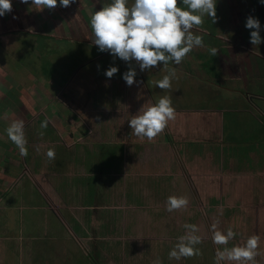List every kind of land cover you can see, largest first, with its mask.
Segmentation results:
<instances>
[{"label":"rangeland","instance_id":"1","mask_svg":"<svg viewBox=\"0 0 264 264\" xmlns=\"http://www.w3.org/2000/svg\"><path fill=\"white\" fill-rule=\"evenodd\" d=\"M11 2L12 11L0 16V238H4L0 244V264H55L51 258L49 261L48 256H43V244L38 239H46L49 253L54 257L56 251L53 247L57 244L52 239L58 236L68 238V224L77 232L89 234L92 240L83 244L86 249L83 251L66 239L67 245L75 249L68 257V264H154L159 259L157 255L162 258L159 259L162 264H201L199 261L215 264L217 251L203 238L212 235L211 225L217 224L222 232L225 226L226 230L231 228L240 234V227H234V223L243 221V226H249L255 216L251 210H244L246 213L224 212V208L223 212L219 208L209 211L205 205L230 204L246 208L251 205L254 210L261 209L255 210V215L264 219V43L253 46L250 43L252 30L245 27L249 16L258 19L264 41V3L261 0H217L216 22L205 16L203 25L192 29L193 34L203 37L204 47L194 48L179 65L170 63L165 68L160 64L143 72L134 60L125 62L108 52H100L92 42L90 18L111 0H75L67 8L59 6L58 0L55 9L43 10L36 9L31 0L28 4L20 0ZM133 3L134 0H128L129 6ZM178 6L184 7L182 2ZM243 44L253 52L249 56L253 66L246 63L247 81L237 89L233 84L228 88L222 85L219 77L226 74L221 69L215 68L218 72L215 70L214 73L213 64L202 66L193 58L199 54L203 60L204 55L210 53L205 52L210 47L235 49ZM194 50L196 54L193 55ZM217 54L227 56V52ZM110 67L118 68L111 79L105 75ZM130 67L137 72L135 80L139 82L131 87L123 79ZM168 68H174L176 76L172 79L171 89L161 90L156 82L168 74ZM201 71L211 73L212 79L207 82L197 76L194 79L203 83H183L179 74L183 72L186 78L191 76L189 72ZM207 87L214 89L220 98L215 97L213 91L207 92ZM165 94L171 97L174 108L179 105L198 110L207 106L224 110L219 113L218 127L211 128V138L209 133L207 137L189 134L190 139L201 138L206 142V148L201 150L209 151L210 155H203V152L201 160L215 156V169L211 170L218 171L217 183L223 185L226 194L196 196L193 207L188 208L190 211L186 208L185 213L180 212L182 226L169 225L168 230L182 231L170 233L173 238L185 234V224L197 225L202 230V243L195 246L201 254L183 258L184 261L169 259V252L178 239L141 245L139 241L130 242L129 237L134 234L138 238H161L160 228L155 226H160L159 220L164 215L160 211L145 209V217L140 209H131L130 205L137 199L131 191L135 181L130 175L131 170L124 169L123 157L119 154L126 137L130 141L136 138L130 126L131 132L121 128L119 145L115 149L102 147L99 142L118 135L114 132L120 125L119 110L133 113L135 109L156 104ZM194 95L201 96V99L180 101L181 97ZM202 98H206L207 103ZM202 115L201 118L197 115L187 117L182 123L202 126L207 115L214 114ZM16 120L24 122L27 157L20 155L6 133L7 127ZM45 120L48 125L42 128ZM167 135L165 128L153 140L167 138ZM50 149L55 151V159L47 157ZM229 158L236 162H228ZM206 166L200 163L202 173L207 172ZM243 173L248 176L247 185L239 180L238 174ZM65 174L72 176L65 177ZM112 189L117 195L112 194ZM179 197L188 200L189 196ZM160 201L154 196L142 204L150 209ZM197 204L202 211L191 210ZM63 205L71 206L74 216H87L90 220L87 227L82 228L81 223L67 218L69 212H59L57 216L47 210L48 206L56 209ZM101 208L110 215L105 217L104 228L99 229L98 234L91 219L97 221L96 217L103 215V211L94 213ZM117 217L119 223L115 229L111 219ZM150 218L151 221H147ZM142 221L147 222L143 224ZM98 235L105 238L103 243L100 240L97 244L91 237ZM99 245L104 248V253L97 254ZM35 252L42 255L32 257Z\"/></svg>","mask_w":264,"mask_h":264},{"label":"crops","instance_id":"2","mask_svg":"<svg viewBox=\"0 0 264 264\" xmlns=\"http://www.w3.org/2000/svg\"><path fill=\"white\" fill-rule=\"evenodd\" d=\"M213 48H217L218 50H220L218 51L220 53L227 52V56L218 55V54L216 56H213L211 55V53L209 54L207 53V55L203 54L204 55L203 60H201V55L199 54L193 56V58L198 62L199 65H202V66H205L207 64H210V65L213 64L214 66L213 65L211 66L213 67L214 73L216 69H221L222 73L226 74L224 75V77L222 76L219 77L222 82V85L228 88L230 85L233 84L235 85V89L239 88L241 85L245 83V81H247L246 78L248 77V74H249L248 71L244 69L246 63L249 62L251 64V67L253 66L250 61L251 58L249 57L253 52L251 53V51L245 44L239 45L235 49L229 48V47L228 48L227 47H220V48L213 47ZM209 49L205 52H209ZM194 54H196L195 50H194L193 55ZM257 55H261V54L257 53ZM216 72L218 71L216 70ZM242 72H244V75H242ZM179 74L182 77L183 83L187 82V83H194V84L203 83V82H198L197 80L194 79V77L198 76V78L203 79L207 82L213 77L211 73L205 74L203 71L199 73L195 72V74H192L189 72L191 76H188L186 78H185L186 75L183 72H180ZM205 90L207 92L213 91L215 93V97H219V94L215 92L214 89L207 87ZM197 97H198V100L201 99V96L194 95L192 97L190 96H187L184 98L181 97L180 101L184 103V100H190L192 98H197ZM203 101L207 103L206 98L203 99ZM140 110L141 109L139 110L135 109L133 113H128V114L125 113L126 112L125 110L124 111L119 110L117 116L120 117L119 118L120 125H119V129H117L114 132V133H118V135H114L115 137L114 139L100 140L99 141L100 145L102 147L108 146L110 148L115 149V146L119 145L118 139L120 138L119 133H121V128L123 129L124 127L125 132H131L132 130L130 131L128 129V126H130L129 119L130 117L137 115ZM175 110H176L175 119L170 120L166 127L167 133H168L167 138L149 141L147 139L137 140L138 138L136 137V138H132L134 139L133 141L132 140L130 141L128 140L129 138L126 137L125 138L126 140H124L125 142L122 143L123 145L120 146L122 147V151L119 152V154H121V156L123 157L122 162H123V165H125L124 169L126 168V171L131 170L130 175L135 181L132 185L131 191H133L132 195H135L137 199H135L133 204L130 205L131 209L133 210L140 209V211L143 212V216L145 217L147 213L145 209L147 211L150 210L151 212L160 211L161 213H164V215L162 214V220H159L160 226H155V228H160L159 230H160V237L162 236L161 238L152 237V236H149V237L140 236V238H138L135 234L132 237H129V239H131L130 242L138 243L139 241L140 245L146 244V243L149 244V242H153V241H156L158 243L165 242V241H168L169 238H173L170 236V233L171 234L181 233L182 232L181 230L180 231L179 230L174 231L170 229L168 230L169 225H177L178 228L180 227L179 225L182 226L183 222H181L182 215L180 214V212L185 213L186 208L188 209L190 207H193L192 206L193 201L195 200L196 196L197 197L201 195L223 196L224 194H226V192L223 191L224 190L223 185L220 186L217 183V179L220 178L217 173L218 171L211 170V169H215V165H216L215 156H211V158L208 160H206V158L201 160L203 152H204L203 155H207V154L210 155L209 151L201 150V149L206 148V142L201 140V138L198 140L189 138V134L191 133L192 135L199 134V135H203L204 137H207L208 133H209V136L210 134L213 135V131L211 128L213 126L218 127L219 113L224 110L220 111L214 108H208L207 106L201 107L198 110H192V109H186L183 107L181 108V106L179 105L177 106V108H175ZM202 114H214V115H207L208 119L206 123L202 126L200 125L196 126V124L194 125V123L191 125L188 123L187 124L182 123V122H185L187 117H192L193 115H197L199 116V118H201V116H203ZM125 116L127 117L130 116V117L125 118ZM181 116H184V118ZM188 129H191V131H187ZM185 134H188V135L185 136ZM190 140L196 141V142L194 143ZM109 141H112V142H109ZM228 162L235 163L236 161L232 158H229ZM200 163H204V165H207L205 167L207 168V172L205 173L201 172ZM228 169H231V167ZM228 169L225 172L228 173L229 172ZM221 170L224 171L225 169H221ZM244 175H246V173L238 174V176L240 177L239 180H241V184L247 185L248 183L246 184L245 180L247 179L248 176H244ZM64 176L69 177L72 175L65 174ZM116 176H119V174L115 175L113 178H116ZM153 181H155V184L153 183ZM136 183H139V186H136ZM34 184L35 183L33 182V185ZM238 188H241V187L238 186ZM184 190H186V192ZM112 192H113L112 194H114L115 191L112 189ZM40 194L42 195L41 192ZM115 195L117 194L115 193L114 196ZM180 195L189 196L187 207L177 210V211L168 212L167 211L168 198L170 196L179 197ZM154 196L156 198L161 199V201L158 204H156V206H152L150 207V209H148V207L146 208L145 206H143L142 201L147 202L150 200V198ZM205 206L206 208H208L209 211L219 208V211L223 212L222 209L224 208V212L230 211V210L232 211L235 210L236 212L238 211L239 213H246L245 211L247 210H251L252 211L251 213L254 212L255 217L251 225L243 226V223H242L243 221L234 223L233 226L236 228L240 227L241 232L240 234H237L229 242L227 247L231 248L234 246H243L250 236L259 235L261 238V242L258 248V251L260 254L256 257V261H257V264H264V221H263L264 219L262 220L260 215H255V210L256 211L261 210L259 207L254 210L255 207L251 205H248L247 208L245 206L236 207L235 205H230V204L205 205ZM47 210L49 214L54 213L57 216H59V212H62V213L69 212L70 214L67 215V218L69 219L72 218L77 223L78 222L81 223L80 226L82 228L87 227V223L90 221L89 218L84 215L74 216L72 214L73 209L71 206L69 207V206L63 205V206H58L56 209H55V206L51 208L48 206ZM79 210L84 211V209H79ZM191 210H194L197 212L202 211L200 205L198 204L196 205V207H194V209H191ZM99 211H103V215L105 216L101 215L100 217H96L98 222L91 219L93 221V225L98 228V234H99V229L102 230L104 228L103 225H105V222H104L105 217L110 215L107 213V211L104 208L96 209L94 213H98ZM187 211H190V209H188ZM166 213H168V215L166 218L163 219V217L166 216ZM77 219L79 221H77ZM111 221H112V226L114 227L116 225L115 229H118L117 224L119 223V218L118 217L117 219L113 218L111 219ZM147 221L150 222L151 218L148 219ZM147 221H142V223L146 224ZM154 223H157V222H154ZM240 225H242L243 227ZM65 226H66V223H65ZM66 228L69 232V236L68 238L67 236L63 238H66L70 242L75 243L77 246H79L80 250L82 249L83 251H85L86 249L83 247V244L87 242L88 240H89L88 243L92 241L90 239L89 234L88 236H86L82 234L81 232H77L75 228H72V226H70V224H68ZM170 228L172 227L170 226ZM224 229H225L224 232L226 233L227 230L225 226H224ZM133 230L134 232H136L135 227H133ZM148 230H151V228H149ZM201 231H202L201 228H199L198 235L200 237L202 236ZM22 237L23 236H21L20 239H22ZM91 237L95 239L97 244L100 243L99 242L100 240H101V243H103L105 240V238H102L101 236L99 237V235L97 237H93V236ZM55 238L52 239L53 243L55 245L57 244V246H54L55 248L53 247V249H55L56 251V256L54 257H52L49 253V246L46 245L45 243L46 239L45 238L38 239V241H40L43 244L42 245L43 251H44L43 256H48L49 261L51 258L52 261L55 262V264H68L69 262L68 257L70 256L71 252L75 251V249H73L70 245H67L66 239H62V237H59V236L58 238L57 237ZM114 238L117 239L118 238L117 235H115ZM203 238H205L204 240L210 241L212 243V248L213 249L215 248L216 251L218 249L223 250L225 247L223 245H216L215 243H213L212 235L210 234L205 235V237ZM173 239H178V238H173ZM3 240L4 238H0V244L2 243ZM201 240H202V237H201ZM142 248L144 249V246ZM139 249H141V247ZM99 253H104V248H102V246L100 245H99V248H97V254ZM144 253L146 254L147 252L145 251ZM34 255H42V254H38L36 252L31 254L32 257ZM157 258L162 259L158 255H157ZM171 261H175V259H172ZM179 261H184V259L181 258ZM199 262H201L202 264V261H199ZM221 264H236V262L226 260V261H222Z\"/></svg>","mask_w":264,"mask_h":264},{"label":"clouds","instance_id":"3","mask_svg":"<svg viewBox=\"0 0 264 264\" xmlns=\"http://www.w3.org/2000/svg\"><path fill=\"white\" fill-rule=\"evenodd\" d=\"M28 4L29 0H20ZM182 2L184 7L178 6ZM217 0H134L129 6L128 0H111L107 6L95 11L90 18V28L94 35L93 44L100 52H108L125 62L135 61L141 72L159 66L167 68L170 63L176 65L187 57L194 49L204 47L203 37L193 34L194 27L204 23V17L211 18L215 23ZM38 10L55 9L58 0H31ZM75 0H59V6L70 7ZM264 3V0H261ZM12 11L11 0H0V16ZM245 27L250 32V43L260 45L264 43L260 36V22L249 16ZM211 55L216 56L217 48L209 49ZM118 72L117 67H110L105 75L111 79ZM137 72L133 68L124 73L123 79L127 86L139 82L135 80ZM176 76L174 68H168V74L156 82L161 90L171 89V82ZM176 110L172 106L170 96H162L159 101L133 116L129 125L136 137L141 140L147 138L152 141L167 127L170 120H174ZM47 120L41 127L46 128ZM10 141L19 149L20 155L27 157V138L22 120L13 121L6 129ZM49 160L55 159V151L47 152ZM188 200L185 197L170 196L167 200V211L173 212L186 208ZM186 232L178 238L175 247L169 252V259L179 261L181 258L198 256L200 249L195 247L202 243L197 225L185 224ZM212 240L216 245L225 246L218 249L215 264L222 261H234L236 264H257L256 257L261 238L259 235L250 236L243 246L228 248L229 242L237 235L231 228L227 232L218 230L217 224L211 225ZM154 264H162L157 259Z\"/></svg>","mask_w":264,"mask_h":264}]
</instances>
